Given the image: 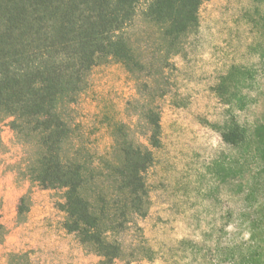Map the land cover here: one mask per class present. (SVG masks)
<instances>
[{
  "label": "rangeland",
  "instance_id": "obj_1",
  "mask_svg": "<svg viewBox=\"0 0 264 264\" xmlns=\"http://www.w3.org/2000/svg\"><path fill=\"white\" fill-rule=\"evenodd\" d=\"M184 42L156 78L163 97L139 93L124 66L109 59L91 69L74 105L75 141L99 154L110 150L117 123L147 144L140 112L153 100L160 109V144H148V212L136 220L140 229L131 224L113 236L124 255L111 264H217L248 237L240 212L253 210L248 187L261 163L224 143L220 129L234 120L250 131L264 119V0H200L197 31ZM0 141V264H103L65 229L61 191L26 177L30 150L8 119L0 120ZM25 193L30 206L18 216Z\"/></svg>",
  "mask_w": 264,
  "mask_h": 264
},
{
  "label": "trees",
  "instance_id": "obj_2",
  "mask_svg": "<svg viewBox=\"0 0 264 264\" xmlns=\"http://www.w3.org/2000/svg\"><path fill=\"white\" fill-rule=\"evenodd\" d=\"M199 5L200 0H0V120L8 119L15 138L30 150L26 177L61 191L65 229L103 264L124 255L113 236L131 224L140 229L136 220L148 212L145 172L153 162L149 145L160 144V109L153 100L140 112L147 144L129 138L130 126L117 123L110 150L99 154L75 141L74 105L91 69L109 59L124 66L139 93L163 97L166 87L156 78H163L170 57L197 31ZM220 135L261 164L248 187L253 210L240 212L247 240L217 264H264V187H258L264 177V119L250 131L232 120ZM29 206V194H22L17 215Z\"/></svg>",
  "mask_w": 264,
  "mask_h": 264
}]
</instances>
